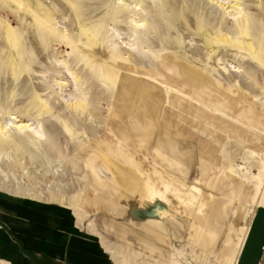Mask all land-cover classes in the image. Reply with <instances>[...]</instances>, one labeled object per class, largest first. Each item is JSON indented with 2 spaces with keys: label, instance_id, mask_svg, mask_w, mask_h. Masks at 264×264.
Segmentation results:
<instances>
[{
  "label": "rangeland",
  "instance_id": "obj_1",
  "mask_svg": "<svg viewBox=\"0 0 264 264\" xmlns=\"http://www.w3.org/2000/svg\"><path fill=\"white\" fill-rule=\"evenodd\" d=\"M125 1L130 4L135 0ZM42 2L46 6L62 4L64 9L66 5H79L88 16L87 19H84L85 14H78L74 18L71 13L63 14V10L57 16L61 17L70 33H80L79 27L87 33H95L96 58L105 62H113L115 59L112 58H116V68L120 70L122 80L124 77L130 80L140 77L143 84L148 86L149 83L154 85V79L151 78L155 77L164 82L170 91V86L176 84L192 95L194 93L190 92L189 85L182 84L181 80L191 84L198 80L203 82L202 75L208 76L214 87L208 84L209 95H204L210 98L197 100L193 95L192 100H188L186 96L182 98L181 104L199 109L198 112L192 109L187 114L198 123V127L213 131L217 138L212 142L217 143L204 140L201 144V138L197 134L189 136L172 122V131L182 139V146L190 148V154L183 155L184 157L176 154L175 158L171 157L164 163L155 153L157 136L144 142L143 129L138 126L143 120L141 110L123 118H119L114 112L110 114L116 107L114 97L97 83L99 79L96 78L92 88L99 101L94 106L103 103V107L100 108L101 111L97 109L93 113L90 120L92 126L87 125L85 128L86 135L97 144L100 154L109 155L113 164L117 163L128 169L133 176L130 177L133 180L130 185L137 195L133 193L129 197L130 201L125 200V195L119 192L116 185L109 181L101 184L100 179L89 173V166L80 160L83 166L80 165L78 171H73L74 167L71 165H61L60 174L57 171L53 174L51 169L47 176L33 175L32 169L30 176L26 178L18 171L15 177L10 174L11 178L0 189V205L2 201L15 199H40L54 205L61 204L68 209L72 203L88 202V194L91 192L94 204L77 212L78 214L73 209L71 212L83 235L98 240L113 264H234L230 260L233 255L237 256L235 264H264V201L255 205V218L251 220L249 232L237 253L241 242L238 239L244 237L241 228L246 213L250 212L251 197L255 193L253 186L258 183L257 179H254V184L246 183L239 173H246L247 169L252 173L256 172L252 164H256L258 160L255 158L254 162L247 163L246 166L249 167L243 171L238 169L239 173L230 169V166L236 168L244 162L243 147L257 151L260 156L264 154V56L261 58L258 48L254 46V36L259 37L258 30L264 28V1L255 10L257 0H240L250 17L251 37L235 36L238 26L233 18L224 13L230 8L224 11L219 6H231L232 0H161L163 7L156 8L155 13L143 6L140 19L148 13V27L159 30L157 33L139 32L147 52L143 56L140 54L142 57L131 52L130 57L141 68H136L131 60L127 62L128 51L121 50L111 34L117 28L121 32L128 31L125 17L121 18L122 24H117L111 18L119 0H111V3L104 0ZM104 2H107L106 5ZM167 5H170V9ZM104 9L109 12L101 14ZM3 15L8 17L7 13ZM101 19L104 20L105 27H94L93 24L99 23ZM74 21H77V27ZM21 28L31 33V28L25 23ZM9 30L10 26L7 25L0 33H9ZM150 35H154V38H150ZM207 42L217 51L224 50L223 53L214 58ZM119 54L126 60V68H123L125 62L119 59ZM56 56L61 57L60 54ZM49 62L54 63L50 58ZM96 65L98 69L103 67L99 63ZM234 66L239 67V73L234 72ZM143 71L149 72L151 78L144 77ZM8 76L10 78L11 74ZM47 79L51 81L46 89L49 93L44 92L50 94L56 87L52 86L49 77ZM41 81L44 80H35L34 85L39 89L48 87ZM158 83L159 89L154 92L157 98L163 99L165 95L161 88L164 89L165 86ZM117 88L118 91L122 90L120 84ZM29 95L16 96L11 111L25 114L28 111L27 115H32V110L26 103L27 100L31 103ZM8 99L10 101L11 97ZM235 102L238 103V109L253 110L254 130L251 129V134L240 129L242 125L247 126L237 121L236 117L233 120L230 116H223V113L234 116L233 111L240 112L232 107ZM59 109L63 112V105ZM217 109L221 112L216 113ZM206 114L212 115V119L209 120ZM205 121H213L220 130ZM235 124L239 127L238 134L244 141L242 143L234 136ZM45 127L55 136L59 148L73 154L75 140L66 144H60L59 141L60 138L67 141L69 133L65 128L51 122H46ZM109 127L112 133L107 132ZM117 136L121 137L120 141ZM77 139L84 143L81 137ZM67 147L72 150L69 151ZM235 182L239 183L237 190L234 189ZM18 184L22 189L36 192L37 195L15 192ZM260 188L262 189V185ZM263 194L264 192L260 194L258 191L256 201ZM105 246L116 250L118 255L112 256Z\"/></svg>",
  "mask_w": 264,
  "mask_h": 264
},
{
  "label": "bare ground",
  "instance_id": "obj_2",
  "mask_svg": "<svg viewBox=\"0 0 264 264\" xmlns=\"http://www.w3.org/2000/svg\"><path fill=\"white\" fill-rule=\"evenodd\" d=\"M104 1L111 3V0ZM119 1L120 3H118L119 5L111 18L115 19L117 24H122L121 18L125 17L126 21H128L126 23V26L128 24V31L121 32L117 28L115 31L112 30L111 34L113 39L118 42L121 50L128 51L129 54L126 57L128 62L131 60V52L142 56L147 52L142 43L144 39L139 32L157 33L159 30V28L148 27V13L140 19L141 16L139 14L144 11L143 6H146L151 13H155L156 8L159 6L163 7V4L161 0H135L130 2V4L125 0ZM107 2H104V5ZM231 3V6L226 8L224 4L219 6L224 11L230 8L224 13L233 18L238 26L235 36L251 37L250 17L245 11L243 3L240 0H232ZM261 4L262 0H257L254 4V9L261 7ZM61 5L53 3L51 6H46L42 0H0V32L7 25L10 26L9 33H0V98L3 102H0V189L4 188L6 182L9 181L11 178L10 174L13 177L16 176V171L24 178L30 176V169L34 171L33 175L41 176H47L50 169L53 174L56 171L60 174L59 168L62 167L61 165H71L74 167L73 171H78L79 166L82 165L81 160L89 166V173L96 179H100L101 184L107 181L112 182V185H116L120 190L119 192L125 195V200H129L133 193L137 195L130 185L133 182L130 177L133 176L130 175L128 169L121 167L117 163L113 164L114 162L109 155L100 154L97 144L93 143L86 135L85 128L87 125L92 124L90 120L93 113L97 109L101 111L100 108L103 107V103L97 105V107L94 106L98 104L99 98L93 92V82L98 78L99 82L97 83L113 95V103L116 107L111 110L110 114L114 112L119 118H123L141 110L140 114L143 120L138 123V126L143 129L144 142L146 140L150 141L154 136H157L155 153L164 163L171 157L175 158L176 154L181 156L190 154L188 153L190 148L182 146L184 145L182 139L177 136L176 132L172 131L170 125L172 122H175L179 129L189 136L194 133L197 134L201 138V141H199L201 144L204 143V140L211 143L217 138L213 131H209L205 127H198V123L192 119L191 115L187 114L192 109H196L195 107L181 104L182 98L186 96L188 100H192L193 95L197 100L199 98H210V96L205 95H209L208 84L214 87V83L206 75H202L203 82L198 80L189 84L185 80H181L182 84L189 85L190 92L193 91L194 93L191 95L189 92L184 91L181 85L180 87L173 84L170 86L172 91L168 90L164 82L155 77L151 78L150 73L145 71L142 72L143 76L154 79V85L149 83L146 86L140 77H134L133 80L124 77L122 80L120 70L116 68V58H112L115 59L113 62H105V60L96 58V49L94 47L95 33H87L80 27V33H70L61 17L57 16L60 10L64 11L63 14L71 13L74 18H77L78 14L84 15L85 13L82 12L80 6L66 5L64 9ZM167 6L170 9V5ZM108 12L109 10L104 9L101 14ZM5 13L8 15L7 18L3 15ZM99 16L102 17V15ZM87 18L88 16L85 14L84 19ZM24 23L28 28H31V33H28L27 30H22L21 26ZM90 23H93V21L90 20ZM76 24L77 21H74V25L77 27ZM93 25L94 27L104 28L105 22L101 19L99 23ZM258 33L259 37L254 36V46L258 48L259 56L262 58L264 56V28L261 27ZM123 34L126 37H121ZM150 38L153 39L154 35H150ZM207 43L214 58L223 53L224 50L217 51L210 46L209 42ZM53 45L57 47H52ZM58 54L61 57L56 56ZM141 55L140 57H142ZM49 58L54 63L49 62ZM40 59L43 61L40 62ZM119 59L125 62L123 68H126V60L120 54ZM131 62L135 64L133 60ZM97 63L103 67L98 69L96 67ZM135 65L136 68H141V66ZM234 69V72L239 73V67L236 68L234 66ZM9 74H11L10 78ZM48 77L52 80V86L56 87L55 91L50 94L46 93L48 92L46 89L51 84V81L47 79ZM41 78L44 80L41 82H45L48 87L43 86L45 83L42 85L46 87L44 89H39L34 85L35 80H41ZM157 81L165 86L164 89L160 87L165 95L163 99L157 98L154 92V90L159 89ZM119 84L122 86L121 91H118L117 88ZM66 88L69 89L66 90ZM21 94H30L31 103L28 100L26 103L32 110V115H27L28 111H26L27 114L20 111H11L12 102H14L16 96ZM220 95H222L221 92ZM223 96L225 100H228L226 95ZM10 97L9 101L8 98ZM179 104L182 106H178ZM60 105L64 107L63 112L59 109ZM232 107L238 109V103L235 102ZM230 109L232 108L230 107ZM198 110L196 109L197 112ZM238 110H240V114L233 111L234 116L224 113L223 116H230L233 120L236 117L237 121L247 126L246 128L241 124L240 129L247 134H251V129L254 130L253 110L251 108H239ZM218 111L219 109L216 110V113L221 112ZM206 117L210 120L213 116L206 114ZM46 122H51L53 125L56 124L58 127L65 128L68 131L67 141H64L63 138H60L59 141L60 144H66L75 140L72 146L73 154L58 147L55 136L53 137L46 130ZM205 122L220 130L213 121ZM238 128L235 124L233 128L234 136L242 143L244 141L238 134ZM107 132L112 133L110 127ZM80 137L82 138L81 140H84V143L78 141L77 138ZM117 138L120 141L121 137L117 136ZM212 143L216 144L217 142ZM67 149L69 151L72 150L68 147ZM243 149L244 162L237 166L234 165L237 169L233 166H230V169L239 173L238 169L242 171L247 169L249 166L247 167L246 164L251 161L254 162L253 160L257 158L258 162L252 164L256 172L253 171L254 173H252V171L250 172L247 169V172L245 170L246 173L239 174L248 184H254V179H257L258 183L253 186L255 193L253 192L252 194L250 212L246 213L244 225L241 228L244 237L238 239L241 242L237 253L240 251L242 243L249 232L252 224L251 220L253 221V218H255V205H259L264 201V194L261 199L256 201L257 192L260 191V194L264 192V154L260 156L257 151L247 147H243ZM105 185L109 186L108 184ZM261 185L262 189L260 188ZM20 186L18 184L15 187V192H22L31 196L37 195L36 192L22 189ZM238 186L239 183L235 182L234 189L237 190ZM87 201L72 203L67 208L70 211L73 209L76 214L88 209L89 206L94 204L91 192L88 194ZM105 248L112 256L115 255L116 257L118 255L116 250L109 249L106 246ZM236 257L235 255L230 257L234 264L237 262Z\"/></svg>",
  "mask_w": 264,
  "mask_h": 264
},
{
  "label": "crops",
  "instance_id": "obj_3",
  "mask_svg": "<svg viewBox=\"0 0 264 264\" xmlns=\"http://www.w3.org/2000/svg\"><path fill=\"white\" fill-rule=\"evenodd\" d=\"M0 264L113 263L61 204L15 199L0 205Z\"/></svg>",
  "mask_w": 264,
  "mask_h": 264
}]
</instances>
